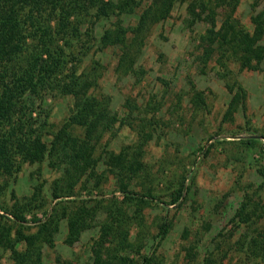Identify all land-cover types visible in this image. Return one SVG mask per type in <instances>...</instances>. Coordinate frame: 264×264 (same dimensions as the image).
<instances>
[{"label": "rangeland", "instance_id": "1", "mask_svg": "<svg viewBox=\"0 0 264 264\" xmlns=\"http://www.w3.org/2000/svg\"><path fill=\"white\" fill-rule=\"evenodd\" d=\"M137 1L134 12L119 17L97 19L87 3V10H77L69 19L78 31V39L72 42L77 68L94 78L92 94L106 103L108 113L117 120L102 131L96 143V175L84 174L73 196L54 199L53 183L62 171L48 160L21 164L12 176H0V215L2 205L10 210L24 207L25 234L37 231L33 218L45 224L52 214L58 216L51 245H41L39 260L28 264H93L100 242L105 264H121L119 257L132 261L126 259L125 264H141L143 255L151 257L150 264H264V58L259 70L251 71L241 69L234 57L225 56L221 65L218 52L203 56L201 37L210 25L193 20L188 8L200 1L215 8V0H175L165 20H147L142 25L141 15L152 0ZM225 10L216 9L217 28ZM261 11L264 0H241L233 16L252 30L251 16ZM49 13L48 8L40 19L42 24ZM51 16L56 23L57 11ZM33 17L23 26L26 34L36 21ZM119 24L128 31L126 42L134 41L131 66L120 63V47H101L98 42L104 31L115 30ZM138 25L140 31L130 33ZM37 38L27 37L23 57L37 45ZM260 44L264 46V35ZM87 45L90 48L84 54ZM239 89L243 96L235 100ZM72 107L69 96L44 92L30 97L27 117L49 141L50 134L71 115ZM229 108L231 113L226 114ZM71 130L80 138L85 135L83 128L73 126ZM250 136L259 143L247 145ZM109 152H125L138 161L139 170L128 182L129 190L150 194L167 207L126 202L106 165ZM182 186L181 204L169 205ZM244 201L247 219L238 214ZM78 207L94 210L93 227L70 242L63 213ZM112 212L117 227L102 239L99 228ZM164 219L170 228L161 240L156 236ZM0 221L12 227L13 238L18 226ZM189 246L195 247L192 260L186 257ZM16 249L24 252L25 246ZM210 257L213 260L206 263ZM0 264H17L1 244Z\"/></svg>", "mask_w": 264, "mask_h": 264}, {"label": "trees", "instance_id": "2", "mask_svg": "<svg viewBox=\"0 0 264 264\" xmlns=\"http://www.w3.org/2000/svg\"><path fill=\"white\" fill-rule=\"evenodd\" d=\"M240 1L215 0V8L210 7L208 2L200 1L197 5L193 2L189 5L188 11L193 20H204L210 25L201 37L203 56L209 58L218 52L221 65V59L225 56L227 59L234 57L241 69L257 71L264 58V46L260 44L264 35V11L251 16L252 30H248L233 16ZM65 2L63 0H0V176H12L19 170L21 164L34 165L48 160L52 166L62 171V176L53 183L54 199L73 196L74 187L84 174L92 177L96 175L98 161L93 156L96 143L102 131L110 128L117 121L116 117L108 113L106 103L92 94L94 78L90 74L79 72L77 68L72 42L78 39V31L69 23V19L77 10H87V3L90 9H95L97 19L130 14L138 6L137 0H118L116 3L113 0H86L85 4H78V0L67 1V4ZM174 2L175 0H152L148 9L141 15L140 25L147 20H165ZM218 7H224L226 10L217 28L215 18ZM48 8L50 13L46 19L43 18L45 23L42 24L40 19L44 17ZM198 8H200L199 12L196 11ZM55 11L58 17L56 23L51 16ZM35 15L36 21L32 24L31 33L26 34L23 26L27 20L34 19ZM52 22L55 24L52 25ZM139 31V25L135 29H130V33L134 35ZM127 33V29L119 24L115 30L104 31L98 42L101 47L116 45L120 47V63L129 62L128 66H131L133 58L130 48L134 45V41L126 42ZM32 36L38 37L37 45L26 57H23V52L28 48L26 39ZM89 48V45L84 46L83 53L86 54ZM50 91L69 96L73 107L67 120L56 132L50 134L49 141H45L43 134L34 127L29 120L31 118L27 117V113H29L30 97H40L42 93ZM242 96L243 91L239 89L234 99ZM230 109L226 114L231 113ZM6 124H9L10 128L5 129ZM73 126L84 129L83 138L74 135L71 130ZM245 143L253 145L259 143V140L255 136H250ZM105 161L109 171L116 177L117 189L126 202H134L136 205L154 202L167 207L168 204L150 194H141L128 189V182L139 170V163L135 158L128 157L125 152L118 154L109 152ZM1 195L0 192V197ZM183 197L182 186L172 197L169 205L178 207ZM246 205L245 201L240 204L238 214L239 216L242 214L247 219ZM1 210L3 215H0V219L13 222L18 228L15 229L12 238L10 237L12 227L5 226L0 221V244L9 249L17 264H28L33 263L35 259L39 260L41 245L52 243L53 235L58 228V216L52 214L45 224L33 218L31 222L36 224L37 231L34 234H25L23 224L27 223L25 219L27 211L24 207H14L10 210L2 205ZM119 210L117 208V212ZM94 215V210L84 207H78L72 213H63L68 223V241L76 240L80 232L93 227L91 221H94ZM117 223L112 212L108 220L99 228L101 238L111 236ZM169 228V224L164 219L158 227L156 237L162 240ZM256 243L254 242V247L258 248ZM18 245L25 246L24 252L16 249ZM99 247L101 248V242ZM100 248L94 251L93 264H105ZM194 249V246L186 249V257L191 260L196 257ZM126 259L119 257L121 264H125ZM212 260L210 257L205 261L209 263ZM151 262L150 256H141V264Z\"/></svg>", "mask_w": 264, "mask_h": 264}]
</instances>
